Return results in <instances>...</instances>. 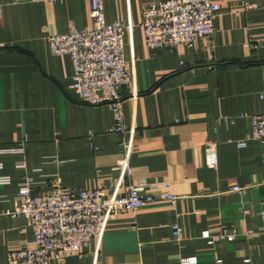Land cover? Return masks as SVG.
Instances as JSON below:
<instances>
[{
	"label": "crops",
	"instance_id": "1",
	"mask_svg": "<svg viewBox=\"0 0 264 264\" xmlns=\"http://www.w3.org/2000/svg\"><path fill=\"white\" fill-rule=\"evenodd\" d=\"M156 1L103 0L108 23L132 25L123 36L131 79L120 89L131 166L124 177L114 113L79 102L71 59L53 54L48 41L91 27V0H0V175L10 177L0 184V213L17 207L25 180L42 196L56 185L121 196L141 181L147 193L168 185L180 197L120 212L80 254L47 264H264V143L237 145L251 116L264 112V0H215L211 38L149 50L142 10ZM33 239L25 216L0 215V264Z\"/></svg>",
	"mask_w": 264,
	"mask_h": 264
},
{
	"label": "built area",
	"instance_id": "2",
	"mask_svg": "<svg viewBox=\"0 0 264 264\" xmlns=\"http://www.w3.org/2000/svg\"><path fill=\"white\" fill-rule=\"evenodd\" d=\"M217 9L215 0H158L144 6L141 26L147 48L174 50L180 45L192 46L196 38H211ZM89 14L91 27L78 29L71 26L66 33L53 34L48 38L49 46L53 54L68 55L71 59V88L77 93L79 102L106 104L114 113L110 131L122 135V156L117 167L120 174L126 177L131 174L130 149L123 136L127 131L122 116V103L126 96L120 89L127 86L131 79L123 52V36L132 29V25L119 20L108 23L103 0H91ZM261 97L264 100V92ZM248 140L264 143V112L251 116L247 135L237 145L244 147ZM6 151L21 152V149ZM208 151L212 154L209 166L216 168L217 158L212 144L208 146ZM24 165V162L17 164L18 167ZM9 182V176L0 175V184ZM260 184L264 186V179ZM165 189L162 194L147 193L146 184L140 181L129 184L124 195L106 196L103 188L76 190L56 185L42 196L35 194L29 180H25L17 193V207L4 209L0 215L25 216L34 234L33 246L8 252L6 264H47L53 258L80 254L92 238L101 235L106 221L120 212H134L161 199L175 202L180 198L168 190V185ZM232 190L241 192L243 188L234 186ZM172 230L174 240H180L181 228L173 225ZM202 237L209 238L208 232H204ZM227 237L232 240L235 234ZM194 260L183 259L181 264ZM245 262L251 261L246 258ZM216 264H222L221 260H216Z\"/></svg>",
	"mask_w": 264,
	"mask_h": 264
}]
</instances>
